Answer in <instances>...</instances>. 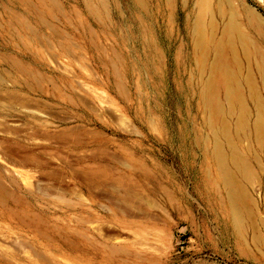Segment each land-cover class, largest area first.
<instances>
[{
	"label": "rangeland",
	"instance_id": "1",
	"mask_svg": "<svg viewBox=\"0 0 264 264\" xmlns=\"http://www.w3.org/2000/svg\"><path fill=\"white\" fill-rule=\"evenodd\" d=\"M196 2L0 0V264H264V2L223 5L252 41L232 105Z\"/></svg>",
	"mask_w": 264,
	"mask_h": 264
},
{
	"label": "bare ground",
	"instance_id": "2",
	"mask_svg": "<svg viewBox=\"0 0 264 264\" xmlns=\"http://www.w3.org/2000/svg\"><path fill=\"white\" fill-rule=\"evenodd\" d=\"M230 2H231V0H216L217 11H218L219 15L224 19V27H223V34H222L223 39L221 41H219L218 43H216L215 47H214V49H215L214 57L216 55V58H214L215 61H214V66H213V73L214 74L217 73L218 77L221 78L223 85H224V90L226 93L227 100L232 105L235 102H238V100H239V90H238L237 85H235L236 74H235V70L233 69L234 64L237 62V60L235 58L234 48H235V45L237 43H239L242 47H244L245 49H248L250 47V45H252V41H251V38L248 36V34L241 28V25L238 21V14H236L235 12L233 13L232 12L233 10L231 11L232 13L231 12L226 13V10H225L223 5L224 4L229 5ZM263 2H264V0H263ZM196 7L198 8V10L196 13V20H195V32L197 33L196 38H198V41L197 40H195V41L198 42L196 44L202 45V44H204L203 42L206 40L205 36H204L205 30H204L203 16L205 15V13H209V14L213 15L212 14L211 0H197ZM243 12H244L245 19H246L249 26H251L253 29H256V30L262 28L261 22H260L261 20H259L257 14H255L252 10H250L249 8H246L245 6L243 7ZM211 15H210V18H211ZM211 19L214 20L215 18L212 16ZM209 22H211V21H209ZM208 26H210L212 29L214 27V23L211 22L210 25L208 24ZM210 31L212 32V30H210ZM228 51H229V54H227ZM228 55H230V59L232 60V65H230ZM209 78H211V76ZM216 93H217V81H216V78L213 77V78L209 79L205 85L204 96H205V100L209 103V105H211L214 108V110L216 112H218L220 110V106L217 104ZM222 113H223V111H222ZM259 115H261V114H259ZM210 116H212V115H210ZM211 126H212V124H211ZM262 129H263V124L259 122L257 124L256 132H258V134H259V132L260 133L262 132ZM257 130H259V131H257ZM261 135H263V134H261ZM217 142H219L218 139H217L216 143ZM218 146H220V144ZM221 152H223V151H221ZM221 157H222L221 153L218 152L217 158H218V161L220 163L219 167H220L222 177L224 179V185L223 186H226V188L229 192V199H230L231 210H232V215H233L232 218L234 220L235 226L238 227L240 225V217H241L240 202H242L241 197L239 198L240 193H238V191L241 189L236 184V182H235L236 180H234V178L236 179V177H233V175L231 174L232 171L230 172V171L226 170V167L224 166V163L222 162L223 159ZM232 157L235 161H236L235 158H237V159L243 158L241 155H240V157H238V155H236V154H234ZM242 164H244V163H242ZM242 164H241V166H242ZM247 164H248V162L245 165H247ZM235 165H237V164L235 163ZM244 166H243L244 169H242V170L247 169V168L245 169L246 166L245 167ZM249 166L250 165H248L247 167H249ZM237 167H236V169H237ZM238 170H240V169H238ZM238 170H237V172L239 173ZM241 173H242V171H241ZM243 173L245 174V172H243ZM241 175L243 176V174H241ZM245 177H247V176H245ZM237 182L239 184V181H237ZM241 195H243V194H241ZM243 197H246L245 194H244V196H242V198ZM245 203L246 202L244 201V205L246 206ZM238 230H239V228H238Z\"/></svg>",
	"mask_w": 264,
	"mask_h": 264
}]
</instances>
